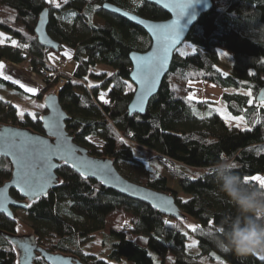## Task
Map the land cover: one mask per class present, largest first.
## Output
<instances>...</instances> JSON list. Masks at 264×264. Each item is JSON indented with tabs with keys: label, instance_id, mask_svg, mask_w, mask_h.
<instances>
[{
	"label": "trees",
	"instance_id": "1",
	"mask_svg": "<svg viewBox=\"0 0 264 264\" xmlns=\"http://www.w3.org/2000/svg\"><path fill=\"white\" fill-rule=\"evenodd\" d=\"M212 2L213 9L200 17L184 42L187 54L175 53L145 115L128 116L133 87L128 56L146 52L151 43L141 29L101 7L111 4L154 22L168 20L165 12L142 0H57L58 8L45 0H0V32L16 42L14 48L0 46V62L25 67L41 78L43 86L30 96L0 79V90H16L26 102H42L46 95L56 93L70 118L66 131L77 145L92 157L112 160L128 181L173 196L186 217V222H176L63 167L57 172L59 184L46 198L27 210L13 211L14 221L0 215V231L17 234L19 212L42 248L74 256L83 264H105L85 252L93 243L108 250V259L115 264L121 260L126 264H264L254 253L240 255L217 246V229L236 209L222 194H215V177L207 173L216 161L228 156L243 179L264 177V103L255 100L264 87V0ZM45 9H49L46 31L59 44L58 55L64 48L74 52L72 75L58 73L48 62L50 51L37 44L34 28ZM94 17L103 25H94ZM218 49L232 56L227 76L217 69ZM97 67L108 71L95 73ZM196 83L232 91L223 93L220 101L231 116L241 118L245 129L228 127L217 115L199 117L206 102L187 99ZM40 116L31 119L26 115L20 121L14 104L0 98V127L41 134ZM139 149L154 155L159 169L155 176L146 171L131 179L120 172L122 164L144 169ZM10 176L9 161L0 157V186ZM170 180L177 182L186 201L169 188ZM10 195L21 200L16 191ZM189 221L197 224L195 230L186 228ZM188 235L197 243L195 256L187 253ZM0 264H17V253L1 236ZM35 264L45 263L38 259Z\"/></svg>",
	"mask_w": 264,
	"mask_h": 264
},
{
	"label": "water",
	"instance_id": "2",
	"mask_svg": "<svg viewBox=\"0 0 264 264\" xmlns=\"http://www.w3.org/2000/svg\"><path fill=\"white\" fill-rule=\"evenodd\" d=\"M142 1L162 10L169 19L154 22L111 4L101 7L104 12L141 29L151 43L146 52H131L128 56L129 81L134 87L128 116L145 115L149 101L158 94L169 72L176 51L188 39L200 17L213 9L212 0ZM48 24L49 9H45L38 17L34 35L40 48L57 54L60 46L47 34ZM255 100L258 104L264 103V87ZM43 106L45 114L39 119L41 134L18 127H0V157L11 165L10 179L0 186V215L14 221L13 211L27 210L31 204L46 198L59 184L57 172L66 167L84 180L143 203L176 222H186L173 196L128 181L119 174L112 160L92 157L87 149L77 145L66 131L70 118L56 93L46 95ZM11 191H16L21 200L14 199ZM0 236L14 248L17 264H35L38 259L45 264H83L74 256L46 251L31 234L12 235L0 231Z\"/></svg>",
	"mask_w": 264,
	"mask_h": 264
},
{
	"label": "rangeland",
	"instance_id": "3",
	"mask_svg": "<svg viewBox=\"0 0 264 264\" xmlns=\"http://www.w3.org/2000/svg\"><path fill=\"white\" fill-rule=\"evenodd\" d=\"M45 2L49 5H51V7H53V8H58L57 7L58 6L57 0H45ZM92 22L94 25H97V26L103 25V22L99 18H96V17H94L92 19ZM0 34H2V36H0L2 39L4 38L3 36H7L6 34H4L2 32H0ZM0 43H2L1 39H0ZM5 43H7V41ZM64 50L66 52L65 58H73L74 57L73 52L69 51L68 49H64ZM186 52H187L186 43H184L176 51L177 55H179V56L186 55L187 54ZM217 53L220 56L219 64L217 65V69L219 71H221L225 76H227L231 73V68H232V63H233L232 56L230 53H228L222 49H218ZM62 60H63L62 55H58V54H55L53 52L48 54V62L52 67L61 68ZM69 63L70 64L66 68H63V70L65 71L64 73H66L68 75H72L73 72L75 71L76 63L73 61V59ZM99 71H108V69L103 68V67H101V68L97 67L94 70L95 73H97ZM2 77H11V76L4 74V75H2ZM39 80L41 81V78H39ZM6 81L9 82L10 79H6ZM14 81H16V80H14ZM192 87L194 90L188 92L187 99L192 101V102H195V103L206 102V108L197 114L199 117L204 118V117L210 116V115H217L218 117H220L224 121V123H226V125L228 127H236V128L241 129V130L245 129V125H244L243 121L241 120V118H236V117L231 116L226 111L225 106L220 101V97L223 93H232V91L222 90V89H220V88H218L212 84H207L206 86L203 87L201 84L196 83ZM40 90H42V89H38L37 93H39ZM130 90L133 94L134 87H132ZM190 97H191V99H189ZM0 98H2L5 101H10L11 103L14 104V106L17 108V118L20 121H24L26 118V115H28L31 119H35V117L37 115L42 116L43 114H45L43 101L41 102V101H38L35 99L33 102H30V101L26 102L23 98V95L21 93L16 92V90H12V89L3 90L2 89V90H0ZM209 103H211V104H209ZM90 142L98 145V142L96 140L90 139ZM139 153H140V159L144 163V169L139 170V169L134 168L133 166H130L127 164L126 165L122 164V165H119L120 172L123 175L130 177L131 179L137 178V176L139 175L138 173L146 172V171H148L151 176H155L157 174V172H159V169H158L157 163L154 159V155L151 152H149L147 150H143V149H139ZM169 188L178 192L177 195H178L179 200L186 201L188 199L187 197H185L184 195H182L180 193L177 182L170 180ZM17 215H18V217H20L19 218L20 222H19L18 227H17V234H19V235L31 234L30 231L28 230V228L22 222V220H24V216L19 212L17 213ZM185 225H186V228H190V227L192 228V226H194L195 228L197 227L196 223H192L190 221L188 223H186ZM88 247L89 248L87 250L85 249V252L88 255L95 256V258L97 260H100V261L104 262L105 264H115L108 259V256L110 254L109 251L108 250H101L98 243H93ZM198 252H199V249L197 247V243H196L195 239L191 235H188V240H187V253H188V255L195 256L198 254ZM254 255L257 258L264 261V254L254 253ZM119 264H126V262L124 260H121V262ZM212 264H222V263L215 262Z\"/></svg>",
	"mask_w": 264,
	"mask_h": 264
},
{
	"label": "clouds",
	"instance_id": "4",
	"mask_svg": "<svg viewBox=\"0 0 264 264\" xmlns=\"http://www.w3.org/2000/svg\"><path fill=\"white\" fill-rule=\"evenodd\" d=\"M228 156L216 161L207 173L215 177L218 191L236 209L217 229V246L240 255L264 254V188L246 183Z\"/></svg>",
	"mask_w": 264,
	"mask_h": 264
},
{
	"label": "crops",
	"instance_id": "5",
	"mask_svg": "<svg viewBox=\"0 0 264 264\" xmlns=\"http://www.w3.org/2000/svg\"><path fill=\"white\" fill-rule=\"evenodd\" d=\"M3 37H4L3 39L0 37V39L2 40V43H0V46H9L12 48L16 47V43L13 44L14 40L10 39L8 36H3ZM5 40L7 41V43H5L6 42ZM0 63H2L4 66L3 69H0V72H2V75L4 74L10 75L11 77L8 78L10 79L9 83L17 86L22 92L30 96H35V94H37L38 92V89L43 88L42 80L40 81L36 75L30 73L25 67L13 65L6 61H1ZM62 72L64 73L65 71L62 70ZM2 75H0V79L6 81V79L2 77ZM13 79L18 81L19 83H15ZM20 84H24L27 88H34L36 89V92L35 93L27 92L25 91L24 88L20 87ZM34 100H31L30 102H33Z\"/></svg>",
	"mask_w": 264,
	"mask_h": 264
},
{
	"label": "snow or ice",
	"instance_id": "6",
	"mask_svg": "<svg viewBox=\"0 0 264 264\" xmlns=\"http://www.w3.org/2000/svg\"><path fill=\"white\" fill-rule=\"evenodd\" d=\"M0 36H2V34H0ZM16 42L15 41H13V44H15ZM3 64L2 63H0V69H3ZM0 75H2V72H0ZM5 79H8L9 77H4ZM15 83H19L18 81H14ZM20 87L21 88H24L25 89V91H27V92H31V93H35L36 92V89H34V88H27L24 84H20ZM104 93H102L101 94V98H103L104 97ZM189 99H191V97L189 98ZM105 102H107V101H105ZM244 181L246 182V183H250V182H256V183H258L259 184V186L261 187V188H264V177H260V176H252V177H245L244 178ZM193 228H194V230H195V227L194 226H192Z\"/></svg>",
	"mask_w": 264,
	"mask_h": 264
},
{
	"label": "built area",
	"instance_id": "7",
	"mask_svg": "<svg viewBox=\"0 0 264 264\" xmlns=\"http://www.w3.org/2000/svg\"><path fill=\"white\" fill-rule=\"evenodd\" d=\"M64 49H68L69 51L73 52L72 49H69V48H64ZM73 53H74V52H73ZM62 54L65 56V54H66L65 50L63 51ZM72 59H73V58H64V60H63V62H62V64H61V68H58V69H57V72H58V73H62L63 68L67 67V66L69 65V62H70Z\"/></svg>",
	"mask_w": 264,
	"mask_h": 264
}]
</instances>
